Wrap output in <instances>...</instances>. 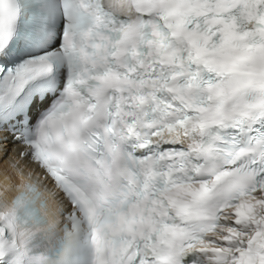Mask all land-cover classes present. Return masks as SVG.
Masks as SVG:
<instances>
[{
	"label": "snow or ice",
	"instance_id": "obj_1",
	"mask_svg": "<svg viewBox=\"0 0 264 264\" xmlns=\"http://www.w3.org/2000/svg\"><path fill=\"white\" fill-rule=\"evenodd\" d=\"M0 264H264V0H0Z\"/></svg>",
	"mask_w": 264,
	"mask_h": 264
},
{
	"label": "bare ground",
	"instance_id": "obj_2",
	"mask_svg": "<svg viewBox=\"0 0 264 264\" xmlns=\"http://www.w3.org/2000/svg\"><path fill=\"white\" fill-rule=\"evenodd\" d=\"M0 173H2V172H0ZM2 182V181H1Z\"/></svg>",
	"mask_w": 264,
	"mask_h": 264
}]
</instances>
